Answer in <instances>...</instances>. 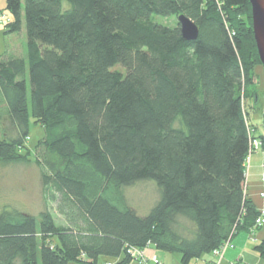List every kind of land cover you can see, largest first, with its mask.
Here are the masks:
<instances>
[{"label":"trees","instance_id":"obj_1","mask_svg":"<svg viewBox=\"0 0 264 264\" xmlns=\"http://www.w3.org/2000/svg\"><path fill=\"white\" fill-rule=\"evenodd\" d=\"M5 11V34L25 26L27 51L0 56L12 131L0 163L31 162L21 150L30 119L41 124L35 163L64 223L0 213V264H130V248L150 246L190 264L261 228L246 187L250 137L264 149L245 109L262 66L249 0H6ZM181 16L197 39L183 37ZM142 180L161 192L146 216L123 194ZM255 250L264 259V238Z\"/></svg>","mask_w":264,"mask_h":264},{"label":"rangeland","instance_id":"obj_2","mask_svg":"<svg viewBox=\"0 0 264 264\" xmlns=\"http://www.w3.org/2000/svg\"><path fill=\"white\" fill-rule=\"evenodd\" d=\"M6 0H0V56L10 54L18 57H25L27 51V34L24 26L19 34L6 35L5 25L12 20L11 15L5 11ZM2 13V14H1ZM4 15V18H2ZM154 20L165 26H174L175 17L154 16ZM114 70L125 72L121 66H116ZM254 83L248 87V94L256 92V97L245 99V109L248 113V121L253 128V133L264 137V66H257L254 69ZM28 87V105L31 109V84L27 80ZM6 105L0 98V136L7 130L12 131L5 119ZM45 137V130L41 124H38L33 118L30 119L29 138L25 143V148L21 153L30 154V161L27 163H14L4 165L0 163V213L9 211L11 213H23L40 219L41 213L51 212L54 214L58 223H64V218L59 214L57 203L51 198L52 190L45 191L42 184L41 168L35 163L37 154L36 146ZM264 149L252 154L250 161L246 163V187L247 194L254 198L258 206L263 205L261 192V165L264 163ZM40 155V153H38ZM123 194L126 203L133 208L140 216H146L155 207L160 200L161 192L156 182L153 180H142L131 186L123 188ZM66 223V222H65ZM185 229H190L187 221L183 220ZM48 242L54 245L56 239L48 237ZM238 238V244L235 243ZM264 238V226L255 229V234L242 230L235 236L231 246L225 253L222 264H264V259L255 250ZM46 242V240H45ZM241 244V245H239ZM243 245L247 248L242 251ZM155 248V247H154ZM156 249V248H155ZM157 250V249H156ZM159 251V250H157ZM242 254V255H241ZM158 256L164 264H181V255L179 253H169L159 251ZM153 258V257H152ZM152 258L145 256V263H153ZM200 260V261H199ZM215 258L212 254H206L198 260H193L190 264H213ZM103 264L108 261L100 262ZM130 264H143L140 260L133 259Z\"/></svg>","mask_w":264,"mask_h":264},{"label":"water","instance_id":"obj_3","mask_svg":"<svg viewBox=\"0 0 264 264\" xmlns=\"http://www.w3.org/2000/svg\"><path fill=\"white\" fill-rule=\"evenodd\" d=\"M252 9V28L257 51L264 66V0H249ZM183 37L186 40H195L199 34L198 26L186 18L185 16L179 17Z\"/></svg>","mask_w":264,"mask_h":264},{"label":"built area","instance_id":"obj_4","mask_svg":"<svg viewBox=\"0 0 264 264\" xmlns=\"http://www.w3.org/2000/svg\"><path fill=\"white\" fill-rule=\"evenodd\" d=\"M219 7L223 6V0H214ZM4 18V15L3 17ZM263 144L259 139H255L253 137H250V152H249V158L248 161H250V157L253 153L259 151L262 148ZM262 173H261V192L259 193L260 197L264 200V163L261 165ZM257 227H263L264 226V207L261 209L260 217L256 221ZM232 240L229 239L226 241L219 249H216L213 252V256L215 258V263L213 264H222L223 259L225 257L226 251L231 246ZM128 253L133 257V259L140 260L141 262L145 263V251L144 250H138L135 248H130L128 250ZM152 261L154 264H161L158 262L157 257H153Z\"/></svg>","mask_w":264,"mask_h":264},{"label":"crops","instance_id":"obj_5","mask_svg":"<svg viewBox=\"0 0 264 264\" xmlns=\"http://www.w3.org/2000/svg\"><path fill=\"white\" fill-rule=\"evenodd\" d=\"M264 152V151H263ZM253 201H254V198L252 197V196H249ZM255 202V201H254ZM255 204L257 205V202H255ZM257 207L259 208V209H261V208H263L264 207V201H263V205L262 206H258L257 205ZM234 240V239H233ZM238 238L236 239V241H235V243H237L238 244ZM233 243V242H232ZM239 245H241V244H239ZM247 248L243 245V248H242V251H245ZM145 251V256L146 257H148V258H152V257H157V259H159L160 260V257L158 256V252L159 251H157L153 246H150V247H148L147 249H145L144 250ZM242 255V254H241ZM226 256V255H225ZM100 260V262H103V261H108V262H110V264H114V263H116L117 261H118V259H112V258H105V257H102V258H100L99 259ZM200 261V260H199ZM143 264H154V263H151V262H149V263H143ZM161 264H164V263H162L161 262Z\"/></svg>","mask_w":264,"mask_h":264}]
</instances>
